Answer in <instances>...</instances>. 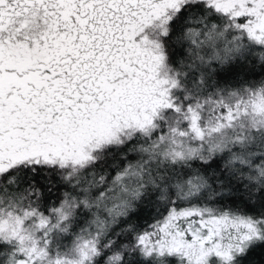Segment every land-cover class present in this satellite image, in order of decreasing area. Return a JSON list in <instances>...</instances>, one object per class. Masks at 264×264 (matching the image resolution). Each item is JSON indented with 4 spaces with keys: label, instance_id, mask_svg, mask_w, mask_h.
I'll return each instance as SVG.
<instances>
[{
    "label": "snow or ice",
    "instance_id": "1",
    "mask_svg": "<svg viewBox=\"0 0 264 264\" xmlns=\"http://www.w3.org/2000/svg\"><path fill=\"white\" fill-rule=\"evenodd\" d=\"M0 264H264V0H0Z\"/></svg>",
    "mask_w": 264,
    "mask_h": 264
}]
</instances>
